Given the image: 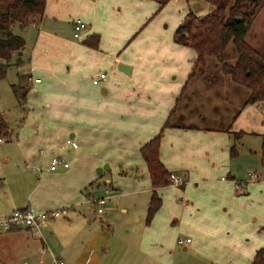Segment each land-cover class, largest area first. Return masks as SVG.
Segmentation results:
<instances>
[{
	"label": "crops",
	"instance_id": "crops-1",
	"mask_svg": "<svg viewBox=\"0 0 264 264\" xmlns=\"http://www.w3.org/2000/svg\"><path fill=\"white\" fill-rule=\"evenodd\" d=\"M87 4L91 6L87 0H47L42 18L30 23L37 29L34 42L27 46L25 37V47L11 59V64L24 65L21 82L28 88L24 100L29 120L21 130L23 141L15 153L10 146L2 149L0 158L6 164H0V210L9 212L28 205L50 209L67 204L73 214L48 219L39 229L0 228V262L54 264V258H61L66 264H177L179 259L184 261L177 255L182 248L199 253L208 263L219 264L222 258L226 264L244 263L239 259H248L251 264L264 245V178L244 179L242 168L245 157L249 163L260 162L264 167V100L247 102L249 88L237 85V101L229 105L219 102L212 96H219L215 87L220 81L212 83L201 75L190 77L197 52L181 43L174 45V53L170 50L175 57L171 64L142 67L125 60L123 63L131 64L130 71L116 72L123 78L119 82L107 72L99 91L79 72L92 59H105V54H101L100 45L89 46L84 38L99 32L101 47L119 49L132 30L122 42L110 43L108 36L116 29L114 20L99 18L90 8L86 12ZM138 11L142 19L145 9ZM79 16L91 26L83 31V39L70 41L59 34L62 18H69L72 26ZM142 23L141 27L147 21ZM251 36L262 42L263 37L252 28L247 38L258 46ZM138 70L140 74L143 70L148 80H138L135 85L131 77ZM174 71L177 74L173 77ZM35 77L41 81L36 82ZM195 90L221 103L212 115L220 123H204L201 120L208 116L196 115L190 109L191 101H185L184 94ZM31 117L39 119L33 123ZM4 130L6 136L11 134L7 124ZM240 130L245 132L236 137ZM159 133L161 159L171 172L182 174L185 182L158 187L162 204L147 222L153 186L141 146ZM68 137L76 139L78 146L66 144ZM257 138H261V145ZM55 154L64 155L70 165L51 169ZM106 163L109 166L100 174L97 168ZM107 170H115L117 179L106 176ZM233 178L243 187L238 188ZM103 183L101 194L106 187L112 189L108 206L115 205L113 198L122 194L134 196L123 207L132 211V217L121 233L111 228L109 216L104 215L106 207L102 213L96 208V216H87V206L95 204ZM141 203L147 209L134 214L133 206ZM104 219L107 225L101 222ZM187 237H191L189 242L180 241Z\"/></svg>",
	"mask_w": 264,
	"mask_h": 264
},
{
	"label": "rangeland",
	"instance_id": "rangeland-1",
	"mask_svg": "<svg viewBox=\"0 0 264 264\" xmlns=\"http://www.w3.org/2000/svg\"><path fill=\"white\" fill-rule=\"evenodd\" d=\"M91 2V6H88V4L85 6L86 12H88V9L90 8L92 11L98 12V16L100 18L101 16L106 17L107 19L114 20V26H116V29H113L108 39L111 43H120L122 42V38L125 36V34L131 29V33L126 36L123 39V43L119 49L115 48L114 46L109 47L107 49L106 47H101L100 44V52L101 54H105V59L101 58H94L92 59L91 63L85 68V70L80 71V75L82 79H85L87 81H90L91 84L96 86L99 91H102V87L105 85V83H95L94 77L98 76L101 71H106L109 73V77L115 78V82H119V79L122 78L118 75H116V72H119L122 70L119 67L120 62H125V60H128L130 62H134L137 65H140L142 67L144 66H152V67H158L162 64H171L175 62L173 60L174 54L171 53L173 51L174 45L180 44L174 38L175 31L180 23L183 22L186 14L189 11H194L198 14H204L209 12L213 8V4L209 0H87ZM163 3V4H162ZM145 9L144 16H139L140 9ZM79 11H81V6H79ZM76 12V11H75ZM110 20V21H111ZM61 23L59 25V34L64 36L67 40L70 41H79L82 38L74 36V32L72 29V26L70 24V19H61ZM147 24L143 27L142 22H146ZM88 22V21H87ZM137 23V29L136 27L133 29L134 24ZM32 24V23H31ZM21 25L16 24L14 27V31L21 33L25 35L28 39L27 46L30 45L32 42H34L35 38L37 37V29L31 25ZM89 25V22H88ZM48 26L46 23L44 27ZM89 26H87L88 28ZM91 27V26H90ZM89 27V28H90ZM47 28V27H46ZM85 28L84 31L87 29ZM264 7H262L255 17V25L252 27V29H255V31H258L259 38H262V42L259 40H255L256 38L254 36H251V38L256 42L260 48L264 49ZM139 31V33L133 38V35L136 34V32ZM131 39V40H130ZM102 41V37H101ZM106 41V36L104 34V42ZM189 46V45H188ZM191 47V46H189ZM231 51L234 52V58H236V52L235 47L233 44L230 46ZM193 48V47H191ZM190 48V49H191ZM113 50V51H112ZM171 50V51H170ZM151 53V54H148ZM16 57V56H14ZM13 57V58H14ZM119 57V59H117ZM93 58V56H91ZM18 59V58H17ZM211 59V58H210ZM212 65L206 66V72L203 75L202 73L199 74L203 77H205L208 80V75L211 78H214L215 75L220 74L223 75L219 79H217L215 82L214 80H211L209 82L216 83L217 81H220L218 86L215 87L219 91V96H212L219 100L221 103H226L229 105L230 101H237L235 94L240 93L238 90V87L243 85L236 83L235 86L232 87V82H229V75L223 74L219 67L215 66L216 58H212ZM19 62V61H18ZM131 65L130 63H128ZM0 65L2 66L3 63L0 62ZM24 65L20 64H9L6 66L7 71L4 70L2 73H0V120L5 124L8 125L10 128L11 134L8 136L9 138L3 142V144L0 146V157L3 155V147L8 148L7 146H10L12 150V154L15 153L16 149L18 148V145L23 141V137L21 136V130L25 126V123L27 119L29 120L28 111L26 108L27 103L24 99L20 97V94H18L15 90V84L22 85L21 80L25 77L23 72ZM113 68L115 69V72H113ZM128 72V71H127ZM151 74L154 73L153 71L150 72ZM176 71L172 73V76L174 77L176 75ZM19 75L21 77L19 81ZM123 79V78H122ZM132 83H135L137 85V81H142V79L148 80V75L143 72L140 74V71L138 70L137 73H135L132 77ZM221 79V80H220ZM21 83H19V82ZM124 82V80H123ZM121 83V81H120ZM238 85V87H237ZM18 88L23 89L24 93H28V88L19 86ZM241 89V88H240ZM184 100L185 101H191L190 109L195 112L196 115L199 113H203L204 115L208 116L207 118L201 120L204 123L207 124H218L220 121L218 119L213 118V114L215 113L216 107H219L221 103L216 102L212 99V97L207 98L206 93L203 91L195 90L194 92L187 91L186 94H184ZM244 96L245 93H244ZM225 104V105H226ZM211 115L212 117H210ZM38 117L30 118V121H38ZM186 120H197V119H190L186 118ZM200 120V119H199ZM30 123V124H33ZM13 132V134H12ZM1 134V133H0ZM5 135V134H4ZM253 139H256L253 137ZM257 142L261 145V138H257ZM7 151H9L7 149ZM0 164L5 165L6 162H3V159L0 158ZM252 170H257L260 173V178H264V167L260 162H258L256 165H253V162L249 163L247 161V158H244V165L242 168V172L246 173L245 178L249 177V172ZM110 175V177H113L115 180L117 179L116 171L113 170L110 172L107 170V175ZM105 179V178H104ZM105 184L103 183V187L98 191L97 195H103L101 192H104ZM124 192V189H122ZM119 190L118 192H121ZM127 194V193H125ZM115 200V205L108 206L106 205V212L104 215L109 216V222L111 224V228L116 229L117 232L121 233L125 230V227L128 223V220L130 217H132V211L129 209V211H126L123 209L124 205H126L129 201L134 200L133 195H124L117 196L113 198ZM135 209L134 214H139V212L143 209H147V206L145 207L144 204H139L137 206H133ZM96 208L97 206L93 204H89L87 206L86 212L88 217L96 216ZM72 210V209H71ZM69 211V213L72 215L73 211ZM78 210V209H77ZM82 210V209H81ZM79 211V210H78ZM84 212V211H82ZM80 213V212H78ZM141 214V213H140ZM99 218V217H98ZM103 220V218H101ZM104 225H107V222L101 221ZM178 257H181L184 261L179 259L177 261V264H218L213 263L210 261V263L202 261L199 253L190 251L186 252L182 250V248H178L177 251ZM241 264H250L248 259H239ZM0 264H5L1 263ZM219 264H226V260L221 258V261ZM238 264V262H237Z\"/></svg>",
	"mask_w": 264,
	"mask_h": 264
},
{
	"label": "trees",
	"instance_id": "trees-1",
	"mask_svg": "<svg viewBox=\"0 0 264 264\" xmlns=\"http://www.w3.org/2000/svg\"><path fill=\"white\" fill-rule=\"evenodd\" d=\"M47 0H0V73L11 63L15 53H21L26 45L23 34L15 32L16 24L27 25L39 21L44 15ZM164 0L163 2H165ZM213 8L204 14L189 11L183 22L177 27L174 38L177 42L193 47L197 55L190 77L205 74L206 66H215L223 74L238 84L249 88L247 102L264 100V49L251 43L248 32L252 28L258 11L264 7V0H209ZM163 4V3H162ZM101 34L94 32L84 38V43L98 47ZM235 47L231 51V45ZM211 58V59H210ZM223 76V75H221ZM220 74L208 80L219 79ZM23 86L15 84V90L22 99L26 98ZM24 87V86H23ZM5 124L0 120V132L3 134ZM245 131L235 132L240 137ZM161 133L152 137L141 146V152L148 163L152 179V195L149 202L147 222H150L162 204L159 186L170 183L171 171L160 156ZM232 150L236 152L234 145ZM264 164V134L261 147ZM251 264H264V245L259 247Z\"/></svg>",
	"mask_w": 264,
	"mask_h": 264
},
{
	"label": "built area",
	"instance_id": "built-area-1",
	"mask_svg": "<svg viewBox=\"0 0 264 264\" xmlns=\"http://www.w3.org/2000/svg\"><path fill=\"white\" fill-rule=\"evenodd\" d=\"M88 23L83 17H76L73 20L72 27L73 32L76 37H81L85 28H87ZM107 77V72L102 71L98 76L94 77L95 83H100L103 79ZM35 81H41V77H35ZM8 139V136L0 134V145ZM71 144L75 147L78 146V141L72 137H68L66 144ZM69 166L70 161L66 159L64 155L55 154L51 158L50 168L57 169L59 165ZM249 177L251 179L260 178V173L257 170H252L249 172ZM224 179H227V176H223ZM236 186L242 188V184L239 179L233 178ZM185 182V178L182 174L177 172L170 173V183L175 185H181ZM111 187H106L105 194L97 196L94 198V202L97 205L98 213H102L105 210V207L108 203L111 194ZM71 205H61L53 207L50 209H38L33 205H28L26 207H18L9 212H3L0 210V228L3 230H10L15 227L26 226L30 228H41L44 221L48 219L58 218L60 216H68ZM191 237L180 238L181 242H189ZM54 264H66L64 259L54 258Z\"/></svg>",
	"mask_w": 264,
	"mask_h": 264
},
{
	"label": "water",
	"instance_id": "water-1",
	"mask_svg": "<svg viewBox=\"0 0 264 264\" xmlns=\"http://www.w3.org/2000/svg\"><path fill=\"white\" fill-rule=\"evenodd\" d=\"M119 66H120L121 69H124L125 71H130V66L127 65V64H125V63H123V62H121ZM108 166H109L108 163H106L104 166L103 165L102 166H99L97 168V171L101 174V173H103L104 168H106Z\"/></svg>",
	"mask_w": 264,
	"mask_h": 264
}]
</instances>
